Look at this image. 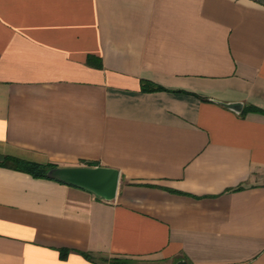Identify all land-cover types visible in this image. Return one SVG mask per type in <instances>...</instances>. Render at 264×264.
Wrapping results in <instances>:
<instances>
[{
	"label": "crops",
	"instance_id": "obj_1",
	"mask_svg": "<svg viewBox=\"0 0 264 264\" xmlns=\"http://www.w3.org/2000/svg\"><path fill=\"white\" fill-rule=\"evenodd\" d=\"M1 155L120 184L1 166L0 264H264V0H0Z\"/></svg>",
	"mask_w": 264,
	"mask_h": 264
},
{
	"label": "water",
	"instance_id": "obj_2",
	"mask_svg": "<svg viewBox=\"0 0 264 264\" xmlns=\"http://www.w3.org/2000/svg\"><path fill=\"white\" fill-rule=\"evenodd\" d=\"M235 111H241L243 105L240 103L224 104ZM48 177L54 180L87 189L100 198L113 201L120 184V171L117 168L105 166H57L49 169ZM176 264H190L188 261L180 260Z\"/></svg>",
	"mask_w": 264,
	"mask_h": 264
},
{
	"label": "trees",
	"instance_id": "obj_3",
	"mask_svg": "<svg viewBox=\"0 0 264 264\" xmlns=\"http://www.w3.org/2000/svg\"><path fill=\"white\" fill-rule=\"evenodd\" d=\"M143 90L147 92H152V91H164L165 88L162 87L161 85L154 83V82H149V81H143ZM250 110L254 111H260L256 107H250L247 108L243 113L249 112ZM4 166L10 169L14 170H20L27 172L29 174H32L36 178H49L47 173L49 169L57 167L55 164H38L32 161H26L23 160L19 157H13L9 155H1L0 156V167ZM87 166H93L96 167L98 165L92 164V163H87ZM50 179V178H49ZM242 188L240 186L238 189ZM61 255L63 258H66L68 256V251L66 249H62L60 251ZM86 257L89 258L90 254H86ZM110 264H133V260L129 259H124V258H112L110 261Z\"/></svg>",
	"mask_w": 264,
	"mask_h": 264
},
{
	"label": "rangeland",
	"instance_id": "obj_4",
	"mask_svg": "<svg viewBox=\"0 0 264 264\" xmlns=\"http://www.w3.org/2000/svg\"><path fill=\"white\" fill-rule=\"evenodd\" d=\"M141 264H162V263H155L151 261H145V262H140Z\"/></svg>",
	"mask_w": 264,
	"mask_h": 264
}]
</instances>
